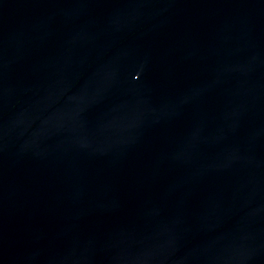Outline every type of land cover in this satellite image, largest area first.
<instances>
[{
  "label": "water",
  "instance_id": "1",
  "mask_svg": "<svg viewBox=\"0 0 264 264\" xmlns=\"http://www.w3.org/2000/svg\"><path fill=\"white\" fill-rule=\"evenodd\" d=\"M0 264H264V0H0Z\"/></svg>",
  "mask_w": 264,
  "mask_h": 264
}]
</instances>
